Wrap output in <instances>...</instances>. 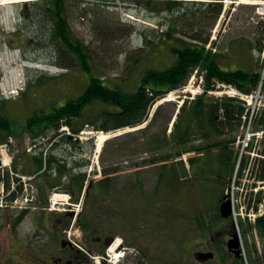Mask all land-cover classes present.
Returning <instances> with one entry per match:
<instances>
[{
	"label": "rangeland",
	"instance_id": "374dc122",
	"mask_svg": "<svg viewBox=\"0 0 264 264\" xmlns=\"http://www.w3.org/2000/svg\"><path fill=\"white\" fill-rule=\"evenodd\" d=\"M12 1L0 0V101L5 107V112L17 121L18 131L7 142L0 144V264H34L30 259L31 253L37 254L36 251H40L41 245L46 242L48 251L52 249L48 233L37 225L42 212H48L45 221L52 217L51 209L59 213L76 210V216L80 213L79 216L84 222L87 215L89 223L96 227V235L106 236L115 233V241L127 240L128 245L132 244L135 251L130 250L127 256L134 253L136 258L142 260L140 264H181L176 261L179 259L183 262L186 248L185 242L180 241L187 238L189 229L187 227L190 226L184 222L186 217L182 214L195 208L198 210L217 207L220 201V193L215 191L218 186L213 190L215 182L205 179L209 176L208 170L198 175L202 165L198 164L199 168L191 167L190 158L199 156L202 152L198 153V150L192 149L183 153L181 157L172 159L173 163H178L175 164L177 172L173 173L176 177L169 182L165 179L160 182L161 165L164 162L153 164L145 161V157L152 155H148L137 143V137L140 140L144 135L139 133L137 136L124 135V138H119L123 137L121 135L124 133L145 127L155 110L166 101L182 104L183 100H191L194 95L202 93L204 91L202 76L193 75L184 88L171 92L168 97L162 98L163 100H158L153 105L147 122L136 128L123 127L104 131L86 125L79 133L62 127L60 128L62 133L56 137H52L51 134L45 137L33 136L30 131H23L21 121L30 116L34 109L54 100L64 103L68 96L76 95L87 81V76L76 68L60 65L62 59L58 56V51L54 54L50 44L38 48L36 42L40 41L39 36L34 33L31 23L26 24L31 20L28 18L31 10L21 5L24 1L30 0ZM89 1L88 3L70 1L67 3V12L70 14L73 33L88 47L95 69L103 79L124 82L130 86L134 83V75L150 64L146 60H154L151 62L154 65H161L165 60L170 61L167 44L155 45V51L147 54L149 52L143 47V34L140 31V28L145 27L158 30L161 26V31L167 30L166 25L160 23H168L171 18L169 11L152 13L144 7L122 1H117L118 6L96 0ZM199 1L203 2L188 7L197 12L199 20L195 26L178 25V28L189 33L202 28L203 34L210 36L211 43L216 42L217 50L223 54L222 64L225 66H230L231 63L242 65L246 61L254 67H264V14H259L264 13L262 0L254 4L243 3L241 0ZM82 7H86L83 12ZM217 7L222 11L220 17L214 18V10ZM35 34L36 36L32 37ZM259 46H262L261 50ZM233 51L236 52L230 55ZM147 55L149 59L146 58ZM244 64L246 66V63ZM29 67L40 69L35 70L37 72L34 75L31 74L32 69ZM25 93H28V103L22 101ZM229 93L232 92L228 85L217 86L209 92L216 97L232 95ZM253 95V104L256 107L261 106L263 110L264 88L260 95ZM168 107L169 105H166V108ZM254 127L256 126L253 124ZM172 128L171 125L168 127V133ZM105 132L109 133L108 137L98 149L100 134ZM64 133L70 134L66 140ZM249 134L251 138L247 137L245 145L240 140L244 146L247 140L254 143V148L250 151H243L242 146L243 156H247L248 159L247 167L241 175L238 164V170L227 178L226 184V192L230 193L233 200L234 219L237 216L240 228L246 229L245 237L246 232L259 234L256 219L264 213V184L258 183L254 187L252 175L255 158L261 156L264 140L261 135L253 138L254 133ZM193 143L195 146L202 145L200 140ZM239 144L237 141L236 145ZM52 154L68 156L66 157L70 168L68 174L71 176V170L73 173L85 172L86 183L82 193L77 195L76 203L65 190L51 191L49 194L51 209L45 210L40 202L38 184L45 181L46 176L42 175L52 170L49 169L48 161L49 155ZM37 155L43 156L46 171L37 170L34 158ZM181 160L186 164L188 171L186 174L179 163ZM77 163H81V166L76 167ZM213 164L216 163L212 162L211 169L216 170L217 166ZM115 166L119 167L116 173L104 174L105 168ZM57 172L56 170L53 172L51 180L59 179ZM8 176L9 190L6 182ZM107 176L110 183L108 193H101L85 200L87 196L83 195L98 191L100 181L108 178ZM62 181L66 179L63 178ZM256 190L263 191V200L260 207L253 210L252 197L257 193ZM13 192H17L18 198L12 202L9 195ZM54 193L57 194L53 200L51 197ZM26 206L30 208V213L18 227H15L14 217ZM72 223L73 220L70 224ZM193 225L190 227L194 228ZM73 232L75 230L72 228L67 234L73 237ZM82 232L76 220V237L77 235L81 237ZM195 237L194 232L191 241ZM189 239L188 236L187 240ZM111 245L107 244L110 260L115 262L122 259L123 253L115 252ZM44 255L45 253H42L41 256ZM104 255L106 254H101L97 259H103Z\"/></svg>",
	"mask_w": 264,
	"mask_h": 264
},
{
	"label": "trees",
	"instance_id": "16d2710c",
	"mask_svg": "<svg viewBox=\"0 0 264 264\" xmlns=\"http://www.w3.org/2000/svg\"><path fill=\"white\" fill-rule=\"evenodd\" d=\"M70 1L90 2L89 0H30L21 4L23 8L31 10L28 17L31 20H25L26 24L31 23L34 33L39 36L40 41L36 42V46L41 48L42 45L50 44L54 54L58 51V56L62 59L60 65L76 68L87 76V81L84 82L81 90L74 96H68L64 103L54 100L45 106L34 109L30 116L21 121L24 126L23 131L28 130L33 136L45 137V135L51 134L52 137H56L62 133L60 131L62 126H68L73 133L84 130L86 125L104 131L139 126L147 122L153 105L158 100L168 96L171 91L184 88L197 71V74L201 75L204 80V91L195 98L184 101L170 133H168V127H170L178 107V103L174 101H166L161 104L145 127L132 131L136 133H124L121 135L123 137L119 139L124 138V135H128L127 137L137 136L136 134L139 133L144 135L145 138L140 139L139 137L140 140L137 137V143L148 155H152L145 157V161L153 164L164 162L161 165L160 182L163 179L169 182L170 179L176 177V174L173 173L177 172L175 164L178 163H173L172 159L181 157L183 153L192 149L198 150V153L202 152L199 156L190 158L191 167L199 168L197 165H202L198 175L204 173L206 169L208 170L209 176L205 179L215 182L213 190L215 186H218L219 189L217 188L215 191L220 193L219 199L221 200L227 190V178L235 173L240 157L239 174L242 175L247 167V156H240L242 146L236 144L239 139L244 137L248 119L244 120L246 108L241 100L228 95L216 97L210 95L209 91L215 89L218 83H226L242 92L250 93L260 84L263 67H254L246 61H244L246 66L244 63L242 65L228 63L230 66H225L222 64L223 54L217 50L216 42H212L210 47L207 46L210 36H205L202 28L194 33L178 28V25L192 24L195 26L199 20L197 12L188 7L201 1L96 0L111 6H116L117 1H122L144 7L152 13L169 11L171 15L168 23H160L161 25L165 24L167 30L161 31L162 26L158 30L149 27L140 28L143 34V47L149 52L147 54L150 55L155 51V45L167 44L170 61L165 60L161 65H154L151 64L154 60H146L150 64L146 65L140 73L134 75V83L130 86L124 82L103 79L95 69L88 47L71 29L70 14L67 12V3ZM205 5L208 6V4ZM85 9L86 7H82V12ZM221 11L222 9L217 7L213 17H219ZM35 36L36 34L32 35V37ZM261 49L262 46H259V50ZM146 58L149 59V56L147 55ZM31 69V74L35 75L37 71ZM24 95L25 98L22 101L28 103V93ZM166 105H169V109L166 108ZM256 120V129L264 126V112ZM16 125L17 121L5 112V107L0 101V144L7 142L13 134L18 132ZM64 134L65 140L69 138V135ZM195 140H200L202 145L195 146L193 143ZM252 148H254L253 142L246 150L250 151ZM260 154L264 156V145ZM204 155L205 157H203ZM261 156L255 158L252 175L255 180L264 181V158ZM66 157L68 156L49 155L51 171H46L42 155L34 157L37 170L46 171L42 175L46 176L45 181L38 184L39 198L43 207L49 205V192L54 189L65 190L73 196L82 193L86 183V173H73L71 170L70 176L68 174L70 171L68 158ZM212 162L216 163L213 164V166H217L216 170L211 169ZM179 163L183 166V173H188L184 161L181 160ZM80 166L81 163L76 164V167ZM118 168L117 166L107 167L103 172L105 175L116 173ZM55 170L58 171L59 179L51 180ZM211 173L216 175H210ZM63 178L66 181H62ZM6 182L9 190V176L6 178ZM109 189L108 177L101 181L99 189L93 193V197L101 193L107 194ZM262 193L263 191L253 195L252 200L262 201ZM16 196L17 192H13L9 195V199L13 201ZM89 205L92 206V203L89 202ZM23 210L24 212L29 211L28 209ZM22 217L16 218L15 227H18L16 222ZM85 219V226H90L87 218ZM66 221L70 223L71 218ZM256 226L260 237L264 239V215L258 218Z\"/></svg>",
	"mask_w": 264,
	"mask_h": 264
},
{
	"label": "flooded vegetation",
	"instance_id": "af4514ba",
	"mask_svg": "<svg viewBox=\"0 0 264 264\" xmlns=\"http://www.w3.org/2000/svg\"><path fill=\"white\" fill-rule=\"evenodd\" d=\"M89 193V192H88ZM85 200L93 197V193L87 194ZM76 203V194L74 196ZM86 209V208H85ZM45 210H48L47 208ZM52 209V217L45 221L44 218L48 212H42L37 225L48 233L52 249L48 251L47 242L41 245L38 254H33L30 259L34 264H115L110 260V254L107 251L109 246L114 242L115 233L106 236L96 235L97 230L94 224L86 227L85 222L80 218V213L76 216V210L59 213ZM86 212V211H85ZM29 214V211L24 212L23 208L17 213L13 221L15 222L18 216H23L16 223L20 225ZM186 219L184 222L189 228L187 230L189 240L185 242V259L176 261L181 264H264V239H261L257 232L247 233L246 229H238L231 216H222L221 209H200L197 213L182 214ZM70 217L73 223H67L66 218ZM193 218L195 222L193 223ZM76 220L78 226L83 230L81 237H76ZM75 230L74 236L70 237L67 234L68 230ZM193 233H192V232ZM195 232L196 237L191 241V237ZM120 241L116 240L112 245V250L121 252L128 245L127 240H124L119 245ZM119 245V246H118ZM181 248V246L179 247ZM102 252V253H101ZM45 253L44 256H41ZM106 254L102 261H96V254ZM121 256V255H119ZM118 257V256H117ZM137 260L141 263L142 260L128 255L118 259V264H124L129 261ZM176 260V259H175Z\"/></svg>",
	"mask_w": 264,
	"mask_h": 264
},
{
	"label": "bare ground",
	"instance_id": "6f19581e",
	"mask_svg": "<svg viewBox=\"0 0 264 264\" xmlns=\"http://www.w3.org/2000/svg\"><path fill=\"white\" fill-rule=\"evenodd\" d=\"M20 2L21 0H13L12 2ZM258 1H260V0H241V2H243V3H249V4H254L255 2H258ZM6 2H8V1H6ZM3 3H5V2H3ZM262 3L264 4V1H262ZM131 128V127H130ZM133 128V127H132ZM136 128V127H135ZM63 131V130H62ZM109 134V133H108ZM108 134L105 132V133H101L100 134V139H99V144H98V149L101 147V145H102V143H103V141L108 137ZM111 135V134H110ZM98 143V142H97ZM260 144V143H259ZM224 175V174H223ZM204 184V183H203ZM202 186V185H201ZM70 189V188H69ZM68 189V190H69ZM190 196V195H189ZM204 196V195H203ZM176 203V202H175ZM206 203V202H205ZM190 205V204H189Z\"/></svg>",
	"mask_w": 264,
	"mask_h": 264
},
{
	"label": "water",
	"instance_id": "95a60500",
	"mask_svg": "<svg viewBox=\"0 0 264 264\" xmlns=\"http://www.w3.org/2000/svg\"><path fill=\"white\" fill-rule=\"evenodd\" d=\"M221 209H222V214L224 216H228L232 212V201L228 197V194L225 196V201L222 203Z\"/></svg>",
	"mask_w": 264,
	"mask_h": 264
}]
</instances>
